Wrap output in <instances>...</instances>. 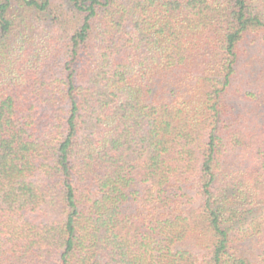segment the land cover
<instances>
[{
  "label": "trees",
  "instance_id": "16d2710c",
  "mask_svg": "<svg viewBox=\"0 0 264 264\" xmlns=\"http://www.w3.org/2000/svg\"><path fill=\"white\" fill-rule=\"evenodd\" d=\"M0 264H264V0H0Z\"/></svg>",
  "mask_w": 264,
  "mask_h": 264
}]
</instances>
